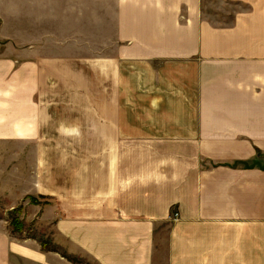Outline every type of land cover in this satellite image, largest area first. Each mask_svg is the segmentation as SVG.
Segmentation results:
<instances>
[{"label":"crops","instance_id":"0c3cea01","mask_svg":"<svg viewBox=\"0 0 264 264\" xmlns=\"http://www.w3.org/2000/svg\"><path fill=\"white\" fill-rule=\"evenodd\" d=\"M106 6L0 56V142L56 145L10 172L56 247L0 219V264H264V0Z\"/></svg>","mask_w":264,"mask_h":264},{"label":"rangeland","instance_id":"374dc122","mask_svg":"<svg viewBox=\"0 0 264 264\" xmlns=\"http://www.w3.org/2000/svg\"><path fill=\"white\" fill-rule=\"evenodd\" d=\"M106 3L107 0H0V56L23 55L25 45L30 44L33 38L41 39L43 34L51 41L65 39L69 43H85L89 50L94 33L90 24L97 23L99 34L104 33ZM94 4L98 9L96 17L90 10ZM85 50L83 47L76 49ZM43 150L53 152L56 145L0 142V219L4 220L11 236L35 238L41 248H55L53 225L36 223L34 219L40 215V209L32 205L41 206L47 200H41L36 195L21 196L20 185L17 195H14L10 182V172L15 164L20 167L26 163V154ZM76 261L91 264L86 258L77 257Z\"/></svg>","mask_w":264,"mask_h":264},{"label":"built area","instance_id":"2783aa9c","mask_svg":"<svg viewBox=\"0 0 264 264\" xmlns=\"http://www.w3.org/2000/svg\"><path fill=\"white\" fill-rule=\"evenodd\" d=\"M173 215L176 216V213H174Z\"/></svg>","mask_w":264,"mask_h":264}]
</instances>
